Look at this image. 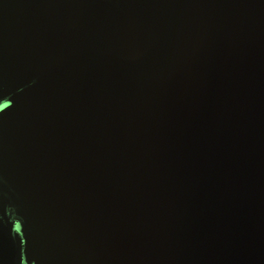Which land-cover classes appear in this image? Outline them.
Wrapping results in <instances>:
<instances>
[{"label": "water", "instance_id": "obj_1", "mask_svg": "<svg viewBox=\"0 0 264 264\" xmlns=\"http://www.w3.org/2000/svg\"><path fill=\"white\" fill-rule=\"evenodd\" d=\"M0 264H264V0H0Z\"/></svg>", "mask_w": 264, "mask_h": 264}]
</instances>
